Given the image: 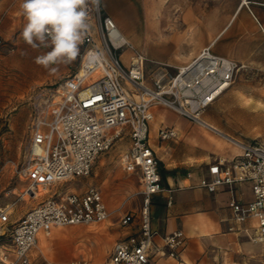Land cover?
I'll list each match as a JSON object with an SVG mask.
<instances>
[{"label": "built area", "instance_id": "obj_1", "mask_svg": "<svg viewBox=\"0 0 264 264\" xmlns=\"http://www.w3.org/2000/svg\"><path fill=\"white\" fill-rule=\"evenodd\" d=\"M88 23L75 70L31 97L30 139L18 171L26 185L16 201L0 207V225L10 224L0 230V264H32L29 251L40 231L49 234L55 226L90 225L108 218L110 213L97 187L63 191L59 185L89 175L96 157L125 136L129 145L119 155V164L125 171L140 170V228L138 236L115 242L111 264H152L148 250L156 231L151 226V204L163 187L159 160L148 141L149 122L154 117L150 108L163 105L203 127L210 126L203 113L247 67L205 47L175 73L151 74L149 84L144 72L146 56L123 36L112 17L101 13L100 5L89 3ZM2 42L0 38V45ZM123 47L132 50L127 65L119 54ZM176 136L174 127L158 129L161 140ZM235 140L241 152L230 161L209 164L210 176L201 177L199 185L215 191L248 181L253 198L243 202L231 197L228 230L240 233L245 230L242 223L254 220L250 241L264 242V141ZM18 201L33 204L11 222ZM130 219L127 214L122 223ZM184 238L181 230L162 236L170 256L177 255ZM42 264L60 263L44 260Z\"/></svg>", "mask_w": 264, "mask_h": 264}, {"label": "crops", "instance_id": "obj_2", "mask_svg": "<svg viewBox=\"0 0 264 264\" xmlns=\"http://www.w3.org/2000/svg\"><path fill=\"white\" fill-rule=\"evenodd\" d=\"M21 2L0 0L2 41L15 39L17 43L25 44L20 37L26 22L21 14ZM240 4L241 0H100L99 3L101 13L114 19L119 31L131 44V35H137L143 41L163 39L170 48V61L149 58L144 54V72L149 84L151 74L175 73L178 67L190 63L205 47H210L214 54L248 65L251 69L264 66V0H248V4L242 7ZM242 12L244 16L238 21ZM39 51L42 54L47 50ZM77 63L74 66H53L58 71L51 77L62 80L75 70ZM123 63L127 65L129 62ZM39 73L34 70L32 76ZM150 109L154 117L149 122L148 141L159 160L163 187L153 196L151 204V226L156 231L148 250L151 263L264 264V242L253 243L249 238L254 220L242 223L245 230L240 233L228 230L231 223L229 200L232 196L243 202L251 200L250 183H236L232 189L224 185L215 191L199 185L201 177L210 176L209 164L230 161L241 149L224 136L228 133L214 122V116L206 114L207 109L203 113L205 121L216 125L222 132L203 127L163 105L155 104ZM161 126L174 127L177 136L161 140L158 137ZM118 142L119 158L128 148L129 137L125 136ZM106 152L94 160L90 174L85 176L86 186H66L75 177L61 183L59 188L63 191H83L89 186L97 187L110 213L108 218L90 225L55 226L49 234L40 231L36 245L29 251L32 264H42L44 260L71 264L78 257L71 258L64 251L63 255L70 259L62 262L56 250L79 242L86 244V260L80 264H99L106 258L110 259L111 264L115 242L139 235L141 194L134 195V192L141 189L140 170H123L113 164V155L104 156ZM102 169L107 179L100 180ZM102 186L106 188V195ZM121 189H125V192ZM135 196H139L137 211L136 205L127 207L129 199ZM170 196L171 203L167 204ZM26 203L29 205L16 215L13 208L11 222L33 204ZM127 214L131 215V219L124 224L122 219ZM174 230H181L185 238L177 255L170 256L162 236ZM5 241L8 243V237H5ZM38 259H41L40 262ZM73 263L77 264L78 261Z\"/></svg>", "mask_w": 264, "mask_h": 264}, {"label": "rangeland", "instance_id": "obj_3", "mask_svg": "<svg viewBox=\"0 0 264 264\" xmlns=\"http://www.w3.org/2000/svg\"><path fill=\"white\" fill-rule=\"evenodd\" d=\"M243 16L242 12L238 21ZM117 24L121 26L118 21ZM130 41L149 58L171 60L168 57L170 48L163 39L143 41L137 35H131ZM130 53V47H123L120 50V57L125 63L129 62ZM40 54L39 50H33L26 43L19 44L15 39L5 40L0 45V207L16 201L18 193L26 185L19 177L18 171L25 161L30 139L31 97L36 90L48 85L54 86L61 81L60 78H52L48 70L34 62L35 57ZM77 60L78 57L67 66H74ZM34 70L40 73L32 76ZM247 97H250L252 102L249 106L245 103ZM257 102H261L260 105H257ZM206 114L214 116V122L228 133L224 136L230 140L236 141L235 138H237L245 141L250 139L264 141V66L251 69L247 65L245 69H242L231 87L213 106L207 108ZM43 130L46 131V128L43 127ZM118 151L115 144L104 153V156L113 155V164L121 167ZM107 177L105 170L102 169L100 180L107 179ZM66 186H86V177H77L68 182ZM101 188L106 195L105 186ZM121 190L125 192V189ZM135 194L139 192H134ZM138 201L139 196L130 198L127 207L136 205L137 211ZM28 205L25 201H18L14 206L15 215L22 212ZM9 227L10 224L0 225V230ZM71 233L73 235V232ZM85 246V242H79L65 249L57 248L56 252L62 262L70 259L67 256H71V258L78 257L74 261L80 264L86 260ZM64 251L67 256L63 255ZM40 260L37 261L40 262ZM99 264H110V259L106 258Z\"/></svg>", "mask_w": 264, "mask_h": 264}, {"label": "clouds", "instance_id": "obj_4", "mask_svg": "<svg viewBox=\"0 0 264 264\" xmlns=\"http://www.w3.org/2000/svg\"><path fill=\"white\" fill-rule=\"evenodd\" d=\"M99 7L100 0H22L21 14L25 24L20 33L24 43L33 50L47 51L34 62L48 70L71 64L80 55V45L89 29V3Z\"/></svg>", "mask_w": 264, "mask_h": 264}, {"label": "bare ground", "instance_id": "obj_5", "mask_svg": "<svg viewBox=\"0 0 264 264\" xmlns=\"http://www.w3.org/2000/svg\"><path fill=\"white\" fill-rule=\"evenodd\" d=\"M248 4V0H241V4H240V7H242L243 5H247ZM245 103L249 106V105H251L252 104V102H251V99L250 98H248V99H246L245 100ZM209 124V123H208ZM210 126H208V125H205L206 127H209V128H212V129H214V130H216V131H218V132H222L221 131V129L219 128V127H217L216 125H214V124H212V123H210L209 124ZM234 143H236V141H234V140H232ZM9 208H10V206H9ZM41 238H44V237H41ZM40 238V239H41Z\"/></svg>", "mask_w": 264, "mask_h": 264}, {"label": "trees", "instance_id": "obj_6", "mask_svg": "<svg viewBox=\"0 0 264 264\" xmlns=\"http://www.w3.org/2000/svg\"><path fill=\"white\" fill-rule=\"evenodd\" d=\"M4 236L2 235V238H3Z\"/></svg>", "mask_w": 264, "mask_h": 264}]
</instances>
